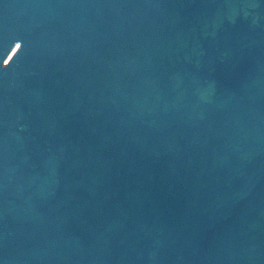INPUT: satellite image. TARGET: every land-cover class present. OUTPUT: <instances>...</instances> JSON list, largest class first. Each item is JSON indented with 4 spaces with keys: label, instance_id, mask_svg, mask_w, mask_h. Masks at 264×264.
I'll list each match as a JSON object with an SVG mask.
<instances>
[{
    "label": "water",
    "instance_id": "obj_1",
    "mask_svg": "<svg viewBox=\"0 0 264 264\" xmlns=\"http://www.w3.org/2000/svg\"><path fill=\"white\" fill-rule=\"evenodd\" d=\"M0 264H264V0H0Z\"/></svg>",
    "mask_w": 264,
    "mask_h": 264
}]
</instances>
